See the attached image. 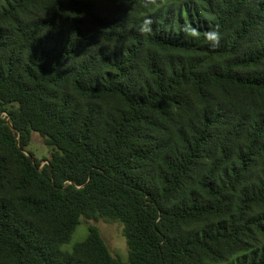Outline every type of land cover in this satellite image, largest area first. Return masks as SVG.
<instances>
[{"label":"trees","instance_id":"16d2710c","mask_svg":"<svg viewBox=\"0 0 264 264\" xmlns=\"http://www.w3.org/2000/svg\"><path fill=\"white\" fill-rule=\"evenodd\" d=\"M0 264H264V0H0Z\"/></svg>","mask_w":264,"mask_h":264},{"label":"rangeland","instance_id":"374dc122","mask_svg":"<svg viewBox=\"0 0 264 264\" xmlns=\"http://www.w3.org/2000/svg\"><path fill=\"white\" fill-rule=\"evenodd\" d=\"M27 151L33 152L41 162H47L51 157V147L43 142V138L38 132H33ZM92 224L99 227L112 253L122 261H128L129 254L125 235L123 234V223L117 220H106L104 218L95 220L82 217L70 241L62 244V248L71 249L75 242L84 240L88 234L89 226Z\"/></svg>","mask_w":264,"mask_h":264},{"label":"clouds","instance_id":"9594fccd","mask_svg":"<svg viewBox=\"0 0 264 264\" xmlns=\"http://www.w3.org/2000/svg\"><path fill=\"white\" fill-rule=\"evenodd\" d=\"M206 39L217 41L219 39V34L215 31H210L205 34Z\"/></svg>","mask_w":264,"mask_h":264},{"label":"water","instance_id":"95a60500","mask_svg":"<svg viewBox=\"0 0 264 264\" xmlns=\"http://www.w3.org/2000/svg\"><path fill=\"white\" fill-rule=\"evenodd\" d=\"M7 120H8V122L10 123V119H9V117L7 118ZM27 155H29L32 159H33V161H34V157L31 155V153L30 152H28L26 149H22ZM45 161H43V162H41V164H40V166H42L43 165V163H44Z\"/></svg>","mask_w":264,"mask_h":264}]
</instances>
